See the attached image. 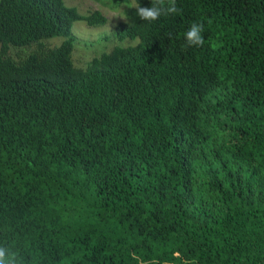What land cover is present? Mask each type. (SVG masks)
Segmentation results:
<instances>
[{
    "label": "trees",
    "instance_id": "trees-1",
    "mask_svg": "<svg viewBox=\"0 0 264 264\" xmlns=\"http://www.w3.org/2000/svg\"><path fill=\"white\" fill-rule=\"evenodd\" d=\"M177 6L128 9L134 43L77 67L101 11L0 0V244L23 264H264V0Z\"/></svg>",
    "mask_w": 264,
    "mask_h": 264
},
{
    "label": "rangeland",
    "instance_id": "rangeland-1",
    "mask_svg": "<svg viewBox=\"0 0 264 264\" xmlns=\"http://www.w3.org/2000/svg\"><path fill=\"white\" fill-rule=\"evenodd\" d=\"M69 6H76L82 14H90L99 10L107 18V22L102 25H89L84 20H77L73 25V32L76 41L73 50V61L77 67H86L96 56L104 52H110L118 44L128 45L134 43L128 39L118 40L114 36V31L118 24L128 20L126 5L128 0L119 2L117 0H66ZM63 41L60 36L53 37L45 44L47 47H54ZM1 47V46H0ZM34 47L22 50L11 47L9 54L16 59L24 57Z\"/></svg>",
    "mask_w": 264,
    "mask_h": 264
},
{
    "label": "clouds",
    "instance_id": "clouds-1",
    "mask_svg": "<svg viewBox=\"0 0 264 264\" xmlns=\"http://www.w3.org/2000/svg\"><path fill=\"white\" fill-rule=\"evenodd\" d=\"M126 6L134 8L141 20L149 22L156 21L162 16L179 14L181 11L177 6V0H151L150 7L141 6L137 0H128ZM203 31V23H192L185 33L186 46L202 47L205 43ZM0 264H23V256L14 246L0 244Z\"/></svg>",
    "mask_w": 264,
    "mask_h": 264
}]
</instances>
